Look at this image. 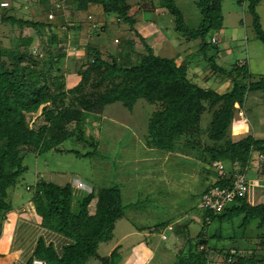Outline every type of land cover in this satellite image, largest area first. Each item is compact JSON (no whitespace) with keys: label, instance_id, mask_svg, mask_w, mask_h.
<instances>
[{"label":"trees","instance_id":"trees-1","mask_svg":"<svg viewBox=\"0 0 264 264\" xmlns=\"http://www.w3.org/2000/svg\"><path fill=\"white\" fill-rule=\"evenodd\" d=\"M159 1V5L174 16L176 37L187 43L199 41L196 54L207 57L223 80L230 79L233 84L228 92L219 93L192 81L189 58L179 65V55L166 57L156 53L153 45L135 28L137 19L129 15L131 6L127 0H28L32 10L39 6V11H32L27 17L19 15L21 8H17L15 1L0 0V22L9 28L6 39L0 40V219L11 207L8 190L18 183L26 184V156L37 159L52 150L73 152L72 149H62V144L73 137L85 141L82 129L85 113L102 114L108 105L118 101L129 108L140 98L162 104L163 107L153 112L149 119L143 135L145 145L151 149L194 156L206 164L204 168L216 179L204 186L203 194L214 186L232 187L237 174L247 177L251 168L262 169L264 173V137L256 136L253 127L242 137L234 138L230 132L238 110L235 105L239 104L240 109L245 107L248 91L264 92V79L251 80L247 62L234 64L228 70L216 62L218 52L210 56L207 53L212 43L211 31L223 26V0H196L202 15L195 23L185 21L175 0ZM237 1L249 8L254 31L264 42L263 26L256 11L261 0ZM2 2L7 5H1ZM91 4L101 5L106 16H115L128 23L129 30H134L144 45V60L135 64V54H139L135 39L119 44L122 54H110L111 60L102 56L103 49H107L103 43L102 49L86 44V61L76 71L80 80L69 87L66 79L70 71L63 63L70 50L64 43L71 29L80 30L81 25L76 27L68 21L67 13L87 11ZM93 26L98 35L106 29L105 24ZM28 27L35 29L44 48L43 55L34 52L35 38L26 32ZM58 27L61 28L57 30ZM206 99L210 107L216 109L207 130L202 127L203 101ZM218 103L220 107L216 106ZM205 133L206 142L202 141ZM98 142L89 141L92 149L85 154L74 152L91 158L98 153ZM216 161H221L224 169H216L213 166ZM27 189L31 187L28 185ZM75 190L71 183L60 185L45 179L36 182L30 197L42 217L43 226L71 238L73 242L58 254L52 244L46 246L40 240L33 260L38 258L46 264H120L119 246L109 255L100 254L99 248L102 243L114 239L117 221L128 218L121 188L117 184L97 187L79 195V201L75 199ZM248 195V192L238 195L219 212L203 208L200 230L192 235L190 224H187L185 231L177 234V241L171 249L174 264H207L209 260L227 262L229 256H233L231 264H264V202L253 204ZM237 217H241L239 228L245 232L250 227L255 231L258 229L254 236L244 234L246 244L250 243L248 246L240 243L244 236L223 232L224 223L233 222ZM214 222L216 226L211 229ZM165 224L163 221L154 231H149L159 233ZM138 229L146 230L141 226ZM149 238L146 236L145 239L148 245ZM166 239L169 240V236ZM91 259L96 262L90 263Z\"/></svg>","mask_w":264,"mask_h":264},{"label":"rangeland","instance_id":"rangeland-1","mask_svg":"<svg viewBox=\"0 0 264 264\" xmlns=\"http://www.w3.org/2000/svg\"><path fill=\"white\" fill-rule=\"evenodd\" d=\"M14 1L17 8H21L18 12L23 17L25 15L27 17L32 11L33 13L39 11V6L32 10L31 3H27L28 0H13V3ZM145 1L127 0L131 6L129 15L137 19L135 28L153 45L156 53L166 57L181 55L177 59L179 65L189 58L191 61L189 77L192 81L202 87L212 88L219 93L228 92L233 84L230 79L223 80L220 73L211 67L212 63L207 57H199L196 54L199 50V41L187 43L178 39L173 32L174 16L159 5V0H149L147 3ZM175 4L181 10L185 21L195 23L202 15L196 0H175ZM223 8V26L221 29L211 31L209 38L216 36L217 42L209 45L208 56L219 50V58L216 59L218 65L230 70L234 64L241 65L240 63L245 61L248 63L251 80L264 79V42L258 38L259 34L257 35L254 31L252 17L248 12L249 8L239 5L237 0H223ZM43 9L46 10V7ZM256 11L260 16L264 30V0L257 4ZM67 15L69 21L76 27L81 25L80 30L71 29L68 40L64 43L66 48L70 50L63 63L64 68L70 71L66 79L69 87L76 85L80 80L76 71L86 61L87 49L84 48L86 44L101 48L103 43L107 50L103 49L102 56L106 60H111L110 54L114 56L122 54V51L119 50V44L125 43L126 40L135 39L136 48L139 52L137 56L135 54V64L144 60V45L135 35V31H130L128 23L119 21L115 16H106L101 5L94 6L91 12L76 11L69 12ZM93 21L100 22V25L105 24L106 29L98 35V31L94 32V26L91 27L90 25V22ZM154 23L156 24L154 25ZM59 28L61 27H58L57 30ZM57 30L54 32L59 33ZM91 31L95 34L94 37ZM26 32L35 38L34 52L43 55L44 48L41 46L42 43H40L35 29L28 27ZM8 33L9 28L0 22V40L6 39L5 35ZM61 33L63 34V31ZM116 38L119 39V42ZM159 42L163 44L159 46L161 44ZM259 92L262 95L261 98ZM203 102L205 109L202 114V126L206 128L211 120L213 121V113L216 109L210 107L208 99ZM245 104L243 109L237 108L236 118L232 122L231 128L233 124L234 126L242 124L247 117L246 119H250V123L257 128L254 129L255 135L264 137V92L261 90L248 91ZM216 106L220 107V103ZM162 107L160 103H151L140 98L132 108L118 101L108 105L102 114L86 112L82 122L85 141L73 137L62 144V149H72L73 152H55L52 150L42 154L37 159L32 155L26 156L24 162L28 166V170L24 174L26 184L18 183L16 187H11L8 190L9 202L16 207L25 203L28 197L33 194L36 182L41 179L54 181L60 185L73 184L76 188L75 199L78 201L81 194V190L78 188V179H80L77 178L78 176H82L87 181L86 184L90 182L96 188L117 184L122 191L123 203L128 206V218L117 221L114 239L102 243L99 253L109 255L119 246L122 248L119 250L121 253L120 263L123 259L125 264H134V261H131L130 252L132 248L136 247L141 239L145 240L147 232L154 231L156 227L150 231L133 232L132 236L123 237L122 234L135 231L147 223L151 225L166 221V227L163 231L167 235H151L152 237L149 236V245L147 241L145 243L151 251L157 250L164 261L167 263L171 261L174 264L175 257L171 249L177 241V234L183 233L187 224H190L192 235L200 230L202 222L200 216L205 211L198 208L197 203L204 192V186L214 182L216 176L212 173L209 174L204 168L206 164L200 163L194 156L187 157L177 152H165L156 148L149 149L145 145L143 135L148 129L149 119L153 112ZM35 118L36 115L33 121ZM247 120L246 123L249 125V120ZM250 131L252 130L250 129ZM93 140L99 141L98 153L93 157L85 158L74 152L87 153L92 149L89 141ZM206 140H208L207 133L202 136V141L206 142ZM134 159L138 162L130 166V162ZM254 166L257 167L256 163ZM158 168L164 174H161ZM146 173L150 179L145 178ZM247 179L249 181L247 190L249 201L253 204L264 202V173L262 169L251 168L247 172ZM28 185L31 187L30 190L27 189ZM161 193L165 197L160 196ZM158 198L161 199L160 206L154 205V201ZM136 207L140 210H134ZM240 222L241 217L235 218L233 222H225L223 232L227 235L236 233L238 237L244 236V234L249 236L257 234L258 229L255 231L250 227L248 232H245L244 229L239 228ZM168 226H171V230H168L170 228H167ZM215 226L216 223L214 222L210 228L214 229ZM164 235L169 236V240L164 238ZM246 239L247 236H244L243 240L240 241L241 245L246 244ZM94 262L96 261L91 259L90 263ZM150 262L148 264H161L157 258Z\"/></svg>","mask_w":264,"mask_h":264},{"label":"crops","instance_id":"crops-1","mask_svg":"<svg viewBox=\"0 0 264 264\" xmlns=\"http://www.w3.org/2000/svg\"><path fill=\"white\" fill-rule=\"evenodd\" d=\"M94 6H97V4L96 5L91 4L87 11L91 12V10L93 9ZM67 19L69 21V18H67ZM95 24L100 25V22H98V21L90 22L91 27ZM155 24L156 23H154V25ZM101 25H104V24L102 23ZM117 39L118 38H116V40ZM159 43H161V42H159ZM162 44L163 43L159 44V46H161ZM104 50L106 51L107 49H104ZM216 52H218V54L220 53L219 50H216ZM213 54H215V53H213ZM259 97L260 98L262 97L260 92H259ZM259 97H256V98H259ZM236 105H238V108H239V104H236ZM246 118L242 124L244 126L248 127L249 131H250V129L252 130V127L256 130L257 128H255V126L252 123H250V119H248L249 120L248 121ZM246 120L250 123L249 125L246 123ZM211 123H212V120L206 128H204L203 126L202 127L205 130H207L210 127ZM233 126H234V124H233ZM177 153L183 154V153H179V152H177ZM183 155H185V154H183ZM185 156H187V155H185ZM135 162H138V161H135V159H134V161L130 162L131 163L130 166L132 164H135ZM160 170L161 169H159V171ZM160 173L164 174L161 171H160ZM144 176H145V178L150 179V176H148L147 173ZM77 178H80V179H78L79 185L77 184L78 188L81 190L80 195H84L85 193H89V192L93 191L94 188H96L95 186L90 184V182H88V184H86L87 181L82 176H78ZM76 183H77V181H76ZM163 186L166 187V185H163ZM160 196L165 197V195L163 193H161ZM201 197L198 200L197 206L201 200ZM160 201H161V199L158 198V200L154 201V205L160 206L159 205ZM192 206H194V204H192ZM127 208H128V206H126V209H125L126 217H128L127 216ZM137 208L138 207L134 208V210H136ZM134 210L131 209V211H134ZM139 210L140 209H137V211H139ZM145 211H148V210H145ZM196 217H198V216H196ZM200 218H202V215L200 216ZM161 222L152 223L151 225L148 223L141 225V228H143V229L146 228V230H139L137 228V230H135V231H129L126 233L124 232L122 234V236L123 237H125L126 235L132 236L133 235L132 233L136 232V231H138V232L139 231L140 232L141 231H149L153 227H157V225ZM0 223H1L0 264H32V260L35 257V251H36V248H37L40 240H42L46 246H49L52 244L58 254H62L64 247L73 242V240L71 238H69V237H67V236H65V235H63L57 231L51 230V229L43 226L42 217L39 214V212L37 211L36 204L31 197H28V199L25 203H23L17 207L11 203L10 209L7 210V212L5 213V216L0 219ZM157 234H159V233L147 232L146 236H151V235L155 236ZM120 249H122V248H120ZM130 253H131V257H132L131 261H134V264H148V262L151 263L150 261L154 258H157L159 261H161V264H172L171 261H169V263H167V261H164L163 258L160 256V253L157 250L151 251V249H149V247L145 243V240H143V239H141L137 243L136 247L132 248ZM120 264H125L123 259H122V262Z\"/></svg>","mask_w":264,"mask_h":264},{"label":"built area","instance_id":"built-area-1","mask_svg":"<svg viewBox=\"0 0 264 264\" xmlns=\"http://www.w3.org/2000/svg\"><path fill=\"white\" fill-rule=\"evenodd\" d=\"M6 4V3H4ZM49 16L53 18V13H50ZM212 42H217V37H212ZM245 61H242L240 64H245ZM249 133L248 127L244 126L243 124L232 126L231 128V136L242 137ZM213 166L216 167L218 170L224 169V164L221 161H216L213 163ZM249 181L245 174H237L236 179L234 181V185L232 187H219L214 186L212 187L209 192H206L202 195L201 200L199 202V207L204 209H211L215 212H219L222 210L228 202L234 201V199L238 195H243L248 190ZM171 229V226H169ZM166 234L162 232V235ZM164 238H167L164 235ZM233 252V251H232ZM233 262V256H229L227 262H214L209 260L207 264H231ZM32 264H46L44 260L41 259H34Z\"/></svg>","mask_w":264,"mask_h":264},{"label":"clouds","instance_id":"clouds-1","mask_svg":"<svg viewBox=\"0 0 264 264\" xmlns=\"http://www.w3.org/2000/svg\"><path fill=\"white\" fill-rule=\"evenodd\" d=\"M4 3H6V4H4ZM1 5H7V2H2ZM212 43H213V42H212ZM230 132H231V129H230ZM198 207H199V204H198ZM200 208H201V207H200ZM202 209H203V208H202ZM167 228H169V226H168ZM168 230H171V229H168ZM162 232H164L163 229L159 232V234H162ZM166 235H167V234H166Z\"/></svg>","mask_w":264,"mask_h":264}]
</instances>
